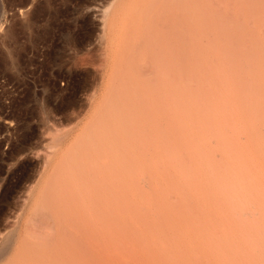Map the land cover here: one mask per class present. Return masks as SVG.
I'll use <instances>...</instances> for the list:
<instances>
[{
  "label": "rangeland",
  "instance_id": "374dc122",
  "mask_svg": "<svg viewBox=\"0 0 264 264\" xmlns=\"http://www.w3.org/2000/svg\"><path fill=\"white\" fill-rule=\"evenodd\" d=\"M0 25V264H264V0Z\"/></svg>",
  "mask_w": 264,
  "mask_h": 264
},
{
  "label": "bare ground",
  "instance_id": "6f19581e",
  "mask_svg": "<svg viewBox=\"0 0 264 264\" xmlns=\"http://www.w3.org/2000/svg\"><path fill=\"white\" fill-rule=\"evenodd\" d=\"M107 12V11H106ZM103 17V16H102ZM105 17V16H104ZM107 24V23H106ZM0 27H1V25H0ZM110 27V26H109ZM223 68V67H222ZM222 68H221V71H222ZM223 69H225V68H223ZM219 70V69H218ZM220 71V70H219ZM217 72V74H214V76L213 77H215L216 79H218L217 81H220L222 78H223V76L225 75V73H223V71L222 72ZM225 71V70H224ZM213 80V79H212ZM215 81V80H214ZM218 85H220L221 86V84H220V82H219V84Z\"/></svg>",
  "mask_w": 264,
  "mask_h": 264
}]
</instances>
